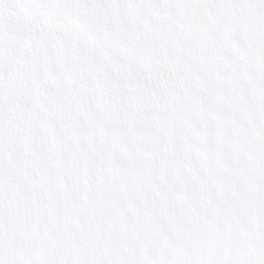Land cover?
<instances>
[{
  "label": "snow or ice",
  "instance_id": "6c2138e0",
  "mask_svg": "<svg viewBox=\"0 0 264 264\" xmlns=\"http://www.w3.org/2000/svg\"><path fill=\"white\" fill-rule=\"evenodd\" d=\"M0 264H264V0H0Z\"/></svg>",
  "mask_w": 264,
  "mask_h": 264
}]
</instances>
